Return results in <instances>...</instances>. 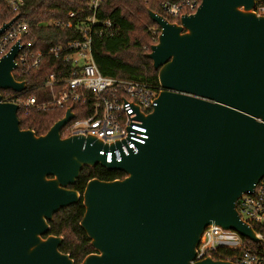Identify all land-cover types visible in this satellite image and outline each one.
I'll return each mask as SVG.
<instances>
[{"label": "water", "instance_id": "water-1", "mask_svg": "<svg viewBox=\"0 0 264 264\" xmlns=\"http://www.w3.org/2000/svg\"><path fill=\"white\" fill-rule=\"evenodd\" d=\"M264 0H201L161 29L147 57L160 92L146 116L148 139L121 161L93 135L62 137L73 108L37 135L22 129L20 106L1 91L22 92L14 75L19 46L0 58V264H75L48 234L54 215L83 202L80 226L95 252L80 264H235L196 260L212 224L257 241L237 203L264 177ZM19 15L0 28V33ZM126 174L69 188L85 167ZM47 235V236H45Z\"/></svg>", "mask_w": 264, "mask_h": 264}, {"label": "built area", "instance_id": "built-area-1", "mask_svg": "<svg viewBox=\"0 0 264 264\" xmlns=\"http://www.w3.org/2000/svg\"><path fill=\"white\" fill-rule=\"evenodd\" d=\"M103 0H88V15L76 25L81 36L66 44L50 46L45 51L36 48L29 22L21 14L24 0H0V28L19 17L0 33V58L15 44L19 50L15 58L17 67L14 75L24 80L37 69L44 56H52L61 61V69L50 73L44 89L49 100H38L35 95H27L26 90L2 91V101L18 104L20 109L47 111L51 109L73 108L74 104L86 105L90 102L92 113L83 118L75 117L61 130L62 137L75 134L93 135L108 147L99 153L105 155L108 163L121 161L130 152H137L139 145L148 139L147 126L140 114L146 116L156 105L161 90L145 80L122 79L102 74L93 57V41L109 38L119 33V28L109 19L97 16ZM201 0H161V13L171 22H178L184 13H193ZM255 11L264 14V3L257 4ZM12 18L6 19V16ZM76 12L68 14V21L53 19L42 22L43 26L71 28ZM152 35L160 34L157 24L148 27ZM74 112V109H73ZM75 113V112H74ZM241 219L253 227L257 241L243 237L231 229L212 224L207 227L197 246L196 260H201L221 249L233 252L230 258L235 264H264V177L252 192L245 193L237 203Z\"/></svg>", "mask_w": 264, "mask_h": 264}, {"label": "trees", "instance_id": "trees-1", "mask_svg": "<svg viewBox=\"0 0 264 264\" xmlns=\"http://www.w3.org/2000/svg\"><path fill=\"white\" fill-rule=\"evenodd\" d=\"M24 2L21 14L30 24L36 48L45 51L50 46L66 44L81 36L76 23L89 14L88 0H24ZM160 2L161 0H103L97 16L100 20H111L119 28V33L113 37L97 38L93 41L94 61L102 74L122 79L145 80L159 87L158 72L154 69L152 60L147 57V53L158 39V35L154 36L148 31L149 26L156 24L150 18L149 10L161 12ZM71 11L76 12L71 28L41 25L42 22L53 19L66 22ZM12 17L13 14L6 16V19ZM61 64L60 60L52 56H44L40 66L24 76L28 83L26 94L35 95L40 101L49 100L50 95L43 85L50 73L61 69ZM73 109L77 118L92 113L90 102L86 105L74 104ZM63 115L64 109L47 111L31 109L27 112L21 108L18 111L20 127L32 129L37 135L45 134ZM125 176V173L119 171L85 167L74 188L82 193L85 184L92 178L114 180ZM84 211L81 200L77 204L61 209L49 222L48 234L64 237L59 248L63 253L69 254L75 264H80L88 254L95 252L90 239L80 226ZM232 254L230 250L221 249L212 256L215 259H223L230 258Z\"/></svg>", "mask_w": 264, "mask_h": 264}, {"label": "flooded vegetation", "instance_id": "flooded-vegetation-1", "mask_svg": "<svg viewBox=\"0 0 264 264\" xmlns=\"http://www.w3.org/2000/svg\"><path fill=\"white\" fill-rule=\"evenodd\" d=\"M89 168L94 169V168H103V167H101L100 165H96V166H94V167H89ZM83 169H84V168H83ZM104 169H105V168H104ZM81 172H82V171H81ZM78 179H79V178H78ZM78 179H77V180H78ZM92 179H93V178H92ZM90 180H91V179H90ZM88 181H89V180H88ZM88 181H87V182H88ZM76 182H77V181H76ZM75 184H76V183H75ZM75 184H74V185H75ZM86 184H87V183H86ZM86 184H85V186H86ZM74 185L69 186V188L75 189V188H74ZM85 186H84V188H83V191H84V189H85ZM75 190H76V189H75ZM77 191H78V190H77ZM83 191H82V193H83ZM82 193H80V194H82Z\"/></svg>", "mask_w": 264, "mask_h": 264}]
</instances>
